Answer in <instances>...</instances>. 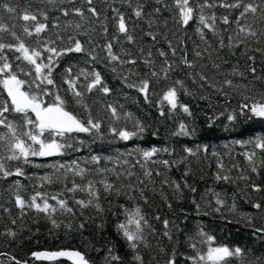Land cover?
Instances as JSON below:
<instances>
[{
    "label": "snow or ice",
    "instance_id": "obj_1",
    "mask_svg": "<svg viewBox=\"0 0 264 264\" xmlns=\"http://www.w3.org/2000/svg\"><path fill=\"white\" fill-rule=\"evenodd\" d=\"M99 3L105 6L103 10L98 6V0H26V6L20 12L9 3H0V9L10 14V20L22 22L6 23L0 17V129L4 130L0 131V180L25 177L41 181L27 194L26 186L19 179L12 180L7 187L9 199L0 202V210L7 214V223L3 231H0V236L10 241L20 238L25 230V218L30 213L35 214L34 223L45 219L53 229L63 226L69 231L76 230L73 222L77 213L70 206L69 199L63 198L65 193L71 194L70 199L78 206L81 216L83 210L89 208L95 209L98 215L102 214L105 208L101 201L108 196H125L135 201L133 193L139 191L140 198L147 203L143 188L132 183L117 184L105 175L110 173L117 180L125 175L115 168L100 166L102 159L112 161L111 156L91 155L82 162L34 163L33 158L64 156L80 151L76 145H83L85 141L78 140L74 134L84 133L94 140L102 139L104 135V121L93 115L88 99L93 93L109 96L113 90L101 71L88 67L74 71L75 66L69 65L63 70L62 80L67 87L63 90L64 94H61L54 73L65 56L81 54L87 57L85 64L106 63L127 88L141 94L145 103L151 105L153 97H158L155 104L161 117L176 116L180 112L192 116L189 105L182 102L181 95L193 96L194 93L184 79L173 78V73L180 71L183 66V69L191 70L185 72L188 79L194 84L199 83L200 88L213 89L225 97L231 91L242 98L243 102L237 105L238 110L225 117L228 121L235 122L239 117L264 119V75L257 74V57L251 54L255 52L264 57V47H261L264 45V0H99ZM116 4L120 6H114ZM61 16L67 18L63 24L60 22ZM169 21L172 28L167 32L162 31V28H168ZM142 24L146 28L141 27ZM65 31L68 32L66 37L63 35ZM190 32L199 41H193L191 57L186 44V40L191 39ZM96 35L104 40L102 44L94 42ZM80 36L88 37L87 41H82ZM145 38L151 42V46H145ZM161 42L167 44V49L156 48L154 53L153 48ZM238 51L245 58L243 67L239 58L235 64L229 59L236 57ZM205 61L210 62V68ZM140 65H143V70ZM222 65L228 67L223 68ZM210 69L215 71L210 74ZM248 74H251L252 80L247 84L234 81L235 77L247 79ZM257 81L260 87L256 86ZM162 82L165 86L157 92L156 86ZM104 107L111 117L108 131L119 140H132L145 131L139 120L134 122L132 130L118 126L122 116L127 120L133 119L131 113H122V106L107 103ZM80 110L86 115L82 116ZM218 118L210 117L209 127ZM194 131L181 121L173 135L190 136ZM246 144L250 145V149L242 155L250 172L258 176L261 168H264V136L251 139ZM161 151L171 155L173 150L167 147H152L150 150L137 147L120 153L116 160L119 161L122 156L131 157L133 152L138 154L140 159L135 163L124 159L123 164L130 168L139 165L145 178L139 180V184L145 185V180L152 184L155 181L152 179L153 169L149 167L150 164H159L170 170L175 163L168 159H153ZM183 151L187 156H197L200 151L206 153L208 148L205 146L202 150L197 148L194 151L185 147ZM212 154L218 155L215 152ZM187 156L182 160H186ZM90 164L98 167H88ZM23 165L49 167L53 171L43 176L30 177ZM217 167L216 181L235 183L225 172L222 161L218 162ZM69 174L72 179H69ZM126 174L131 177L134 172L127 171ZM155 175L164 176L165 173L156 169ZM95 176L100 179L89 178ZM76 177H79V182ZM237 179L247 181L250 177L241 175ZM54 183H61L63 190L52 195L36 190L45 184ZM163 183L168 184L170 181L165 178ZM171 184L179 193L181 185L175 181H171ZM185 186L190 187L186 183ZM249 187L253 192L264 191V186L260 184L251 183ZM191 191L196 192V189L191 188ZM77 193H82L83 197L77 198ZM213 195L217 207L212 208V211L219 213L227 206L226 198L220 192H214ZM3 200L4 197L0 196V201ZM192 202L198 215L211 214L208 211L201 212L200 204L195 199ZM6 203H11L18 214L13 215ZM109 204L111 206V202ZM208 206H212L211 201ZM252 207L264 210V203L256 202ZM228 210L235 212V204ZM58 214L67 219L66 224L58 218ZM120 215L123 219H117L115 229L126 244L127 258L120 254L115 243L110 240L103 243L98 241L91 246V250L99 254L98 258H94L87 250L77 248L37 251L32 252L31 256L36 260L52 262L66 258L71 264H153L155 258L146 261L142 250L152 249L150 237L155 236V229L142 207L139 204L130 207L121 204ZM248 221L251 223L250 218ZM163 225V236L173 242V247L170 251L158 247V252L166 257L164 264H179V257L184 255L179 251L180 242L178 239L174 241L168 219L163 220ZM84 228L85 223L78 224V230ZM97 228L103 230L104 223L97 225ZM255 232L264 235V226L255 227ZM188 241L193 254L184 256L186 264H232L236 258L245 264V249L217 245L215 237L202 228L194 236H189ZM90 245L89 241L83 248L87 249ZM0 256L7 257L11 264H27V261H21L9 253L0 252ZM155 264H159V261H155ZM246 264H264V257H257L255 261L250 259Z\"/></svg>",
    "mask_w": 264,
    "mask_h": 264
},
{
    "label": "trees",
    "instance_id": "obj_2",
    "mask_svg": "<svg viewBox=\"0 0 264 264\" xmlns=\"http://www.w3.org/2000/svg\"><path fill=\"white\" fill-rule=\"evenodd\" d=\"M0 3H9L10 6L17 7V11L20 12L26 6V0H0ZM98 6L103 10L104 5L99 3ZM119 7V4L114 5ZM58 15V13H53ZM10 14L0 9V17H3L6 23H22L17 20H10ZM67 18L60 17V22H63ZM145 27L146 25H141ZM172 28V23L169 21L168 28H162V31L167 32ZM67 31L63 32L66 37ZM51 35V33H50ZM190 40H186L187 47L189 49V55L191 57V49L193 48V41L199 42L191 32ZM82 41H87L88 37L80 36ZM99 41L101 44L104 40L96 35L94 42ZM176 42L174 41V44ZM127 47V45H125ZM145 46H151V42L145 38ZM203 47V45H201ZM256 47V45H253ZM264 47V45H261ZM156 48L167 49V44L161 42L157 44L153 51L155 53ZM180 53H178L179 56ZM257 57L256 67L258 69V75H264V60L259 53H251ZM171 58V57H170ZM178 58V57H177ZM239 58L241 66H244L245 58L237 53L236 57H229L232 64L236 63ZM87 57L81 54H71L65 56L60 61V67L54 73L57 80V84L60 87L61 94H64L63 90L67 87L63 84L62 77L64 75V68L69 65H74V71H78L81 67H88L89 69L95 68L102 72L106 83L113 90L111 95L105 96L103 93H93L89 95L88 103L92 108L93 115L104 121L103 138H94L84 133L74 134L78 140H84L83 145L77 144L80 151H73L64 156L50 157V158H33L36 164H52L56 162L70 163L72 160L83 161L85 158H90L91 155H99L101 157H113L112 161L101 160L100 166L108 168H115L117 171L125 173L124 176L117 180L116 177L110 173L105 174L113 182L120 184L132 183L138 188L144 189V196L147 198V203L144 199L140 198L139 191L133 193L136 196V200H129L125 196L115 197L108 196L107 199H102L105 211L102 214H97L95 209L89 208L83 210V215H80V210L72 200L71 194L65 193L63 198H68L70 206L76 210V217L74 219V229L69 231L65 227L60 229H53L52 225L45 219H40L38 223H34V215L30 213L25 218V230L22 231L20 238L17 241H10L3 236H0V252L9 253L17 257L21 261H27V264H68L64 261H58L53 263L35 262L31 259V253L37 251H52L57 249H81L87 250L94 257L98 258L99 254L91 250L92 245H96L99 241L103 243L105 240H110L115 243L117 249L121 255L127 258L128 250L123 239L117 235L115 229V223L117 219H123L120 215V205L132 206L133 204H139L142 207L143 212L149 219L150 224L155 229V236L150 237L152 241V249H143L146 261H159V264H164L166 257L163 253L158 252V247H163L166 251H170L173 247V242L167 240L163 236L164 225L163 220L168 219L170 221L169 228L171 229L174 241L179 240V251L184 255L179 257V264H186L184 256L192 255V249L188 247V237L194 236L199 229H203L210 235L215 237V244H224L230 247H241L245 249V256L243 261L253 260L257 257H264V235L256 233L255 227L264 226V210L255 209L252 207L253 203H264V191L257 193L253 192L249 185L251 183L260 184L264 186V168H261L260 174L257 176L250 172L249 165L245 160L242 153L250 149V145L246 142L255 139L256 137L264 136V119L251 117H239L237 121L230 122L225 117L228 114L233 113L237 109V105L242 101V98L231 92L228 97H225L222 93H217L210 88H200L199 83H193L191 79L185 75V72L191 71L183 69L173 73V78H181L185 80V83L190 90L193 91V96L181 95L183 103L189 105L192 112V116L180 112L176 116H164L159 115L155 101L158 97H153V103L151 105L145 103L143 97L134 89H129L121 81L118 74L110 71L109 67L104 62H96L85 64ZM157 59H161L157 57ZM219 62V61H218ZM209 64L210 62L205 61ZM223 68H227V65H222ZM143 70V65H140ZM127 69H125L126 74ZM215 70L210 69L211 72ZM252 80L251 74H248L247 79L235 77L234 81L240 84H247ZM170 83V81L168 82ZM165 86L162 82L156 86V91L159 92ZM256 86L260 87V82H256ZM202 97H207L204 99ZM93 101H95L93 103ZM107 103H115L117 106H122V113H131L133 119L127 120L123 116L119 122V127H127L129 130L133 129L134 122L139 120L145 127V131L138 137L129 141L119 140L114 137L108 131V123L111 120L110 114L106 111L105 105ZM167 111V109H166ZM223 112L224 115H220ZM82 116L86 115L83 110H80ZM212 116L219 117L215 123L209 127V118ZM249 116L251 114L249 113ZM183 121L189 126V129H195L194 133L190 136H175L173 133L178 130V124ZM0 131H4L0 129ZM207 146L208 151L205 153L200 151L197 156H187L183 151L185 147L192 148L194 151L199 148L203 149ZM141 148L150 150L152 147L163 149L165 147L172 149L171 155L166 152H159L153 159L161 160L168 159L173 163L170 170L164 169L162 165L150 164L149 167L153 169L152 179L155 183L148 184L145 180V185H140L139 180L145 179L142 175L143 170L137 165L135 168H130L129 165L123 164L124 159H128L131 163H135L140 159L139 155L133 152L131 157L122 156L117 161L116 157L120 153H126L132 151L135 148ZM215 152L218 155H213ZM187 156L186 160H182ZM223 162L225 165V172L229 174L235 183L216 181L215 174L219 170L218 162ZM237 165V167H233ZM26 173L30 177L43 176L49 174L53 169L49 167H33L29 165H23ZM88 167H98L97 165L90 164ZM159 169L165 173L164 176H156L155 170ZM228 170H231L230 172ZM132 171L134 175L128 177L126 172ZM188 173L185 175V173ZM249 176V180L237 179L239 176ZM100 179L99 176L89 177ZM167 178L170 183L164 184L163 180ZM19 179L23 185H25V192L31 193L34 185H39L41 181L38 178L27 179L25 177H12L8 181L0 180V196L4 197L3 201L6 202L9 197L7 196L6 189L12 180ZM69 179H72L69 174ZM79 182V177H76ZM171 181H175L181 185L180 192H176L175 187L171 184ZM185 183L190 187H186ZM191 188H195L196 192H192ZM36 190L46 192L49 195L56 194L63 190L61 183H54L51 185L45 184L43 188H37ZM214 192H220L223 197L226 198L227 206L221 209V212L217 213L212 211V208L217 207L215 205ZM207 194V195H205ZM77 198H82V193L76 194ZM204 197V199H201ZM196 200L200 204L201 212L208 211L211 214L204 216L198 215L193 200ZM211 201V207L208 206V202ZM111 202V206L109 204ZM50 203H55L50 201ZM172 207L169 208L168 205ZM235 204L236 211H229V207ZM6 206L12 209L13 215L18 214V210L11 204L6 203ZM160 219L157 220L156 217ZM0 231H3L5 224L7 223V214L0 210ZM58 218L64 220L67 223L65 217H61L58 214ZM248 218L251 219L249 223ZM85 223L83 230H78L79 223ZM104 223V229L97 228V225ZM37 229H39L37 231ZM19 230V229H18ZM67 233V235H66ZM91 242V245L84 249L83 245ZM202 247V246H201ZM153 261V264H155ZM0 264H11V261L5 256H0ZM190 264V262H187ZM232 264H241V259L236 258L232 261Z\"/></svg>",
    "mask_w": 264,
    "mask_h": 264
},
{
    "label": "water",
    "instance_id": "obj_3",
    "mask_svg": "<svg viewBox=\"0 0 264 264\" xmlns=\"http://www.w3.org/2000/svg\"><path fill=\"white\" fill-rule=\"evenodd\" d=\"M31 259H33L35 262L53 263L52 261H47V260H36V259L33 258L32 256H31ZM59 261H64V262H67L68 264H71V262L68 261L66 258H62V259L59 260ZM56 262H58V261H56Z\"/></svg>",
    "mask_w": 264,
    "mask_h": 264
}]
</instances>
